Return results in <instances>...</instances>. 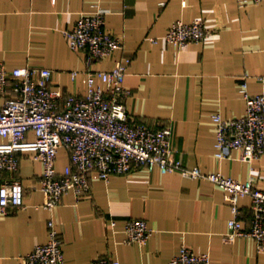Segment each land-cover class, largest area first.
Returning a JSON list of instances; mask_svg holds the SVG:
<instances>
[{"label":"crops","instance_id":"crops-1","mask_svg":"<svg viewBox=\"0 0 264 264\" xmlns=\"http://www.w3.org/2000/svg\"><path fill=\"white\" fill-rule=\"evenodd\" d=\"M97 10L105 12L106 30L123 45L91 69L108 71L121 57L132 58L124 80L131 91L128 115L153 129L169 126L174 159L184 166L241 182L252 178L264 189V159L243 161L236 150L218 158L212 123L215 113L225 119L244 113V76L251 94L264 90V1L240 8L237 0H0V62L9 70L49 69L51 89L83 95L85 54L72 51L63 32L81 14ZM177 21H202L210 34L178 50L163 39ZM6 97L0 95V106ZM18 157L24 207L0 214V264H17L46 243L50 217L63 241L64 264L105 256L120 264H167L182 246L207 253L210 264H264L252 238L223 241L232 214L224 192L207 180L144 167L107 181L92 176L88 196L70 192L49 213L39 184L41 162L31 153ZM68 163L60 149L56 170ZM9 177L5 172L0 180ZM239 204L247 226L251 200L243 197ZM130 219H143L152 230L144 245L124 242Z\"/></svg>","mask_w":264,"mask_h":264},{"label":"built area","instance_id":"built-area-1","mask_svg":"<svg viewBox=\"0 0 264 264\" xmlns=\"http://www.w3.org/2000/svg\"><path fill=\"white\" fill-rule=\"evenodd\" d=\"M264 0H237L240 8ZM69 47L85 54L86 89L83 95L64 93L50 88L51 71L46 68L19 67L7 69L0 62V95H7L0 106V214L24 207V190L16 177L19 154L31 153L42 164L39 178L44 196L43 208L53 213L62 198L72 192L77 197L88 196L91 177L107 181L111 175H128L141 167L162 174L178 173L189 179H203L224 192L232 217L226 243L237 238H252L258 252H264V189L250 178L241 182L220 172H203L199 167H187L175 160L171 146V128L153 129L136 122L128 115L126 99L131 91L124 80L132 61L130 56L118 59L111 70H92L122 48V40L105 28V12L81 14L73 28L64 30ZM209 31L204 22L173 23L163 39L182 50L192 43H201ZM155 41V40H153ZM78 73L73 72L75 77ZM264 86V78H259ZM10 90V92H9ZM245 103L244 113L225 119L212 115L215 127L216 156L223 158L232 150L240 159H264V90L253 95L244 76L239 89ZM34 138L30 139L29 134ZM60 149H65L69 163L63 171L55 167ZM251 200V219L246 226L241 218L239 201ZM48 240L36 245L17 264H64L63 241L55 221L47 222ZM126 244L144 245L152 230L143 219L125 223ZM90 264H120L111 257H98ZM167 264H210L207 253H196L182 246Z\"/></svg>","mask_w":264,"mask_h":264}]
</instances>
